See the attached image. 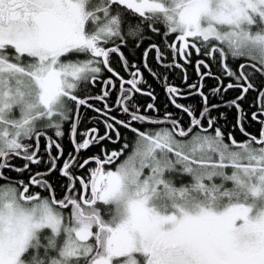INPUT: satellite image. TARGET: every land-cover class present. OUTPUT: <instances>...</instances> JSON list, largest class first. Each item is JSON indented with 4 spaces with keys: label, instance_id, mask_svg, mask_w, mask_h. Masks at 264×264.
I'll return each instance as SVG.
<instances>
[{
    "label": "snow or ice",
    "instance_id": "obj_1",
    "mask_svg": "<svg viewBox=\"0 0 264 264\" xmlns=\"http://www.w3.org/2000/svg\"><path fill=\"white\" fill-rule=\"evenodd\" d=\"M177 67L184 89L156 71ZM144 71L176 113L139 104L156 100ZM261 78L264 0H0V264H264ZM229 90L240 93L224 104L237 110L231 128L209 100ZM250 91L258 134L240 103ZM194 95L199 108L177 102ZM88 110L103 134L78 133Z\"/></svg>",
    "mask_w": 264,
    "mask_h": 264
},
{
    "label": "trees",
    "instance_id": "obj_2",
    "mask_svg": "<svg viewBox=\"0 0 264 264\" xmlns=\"http://www.w3.org/2000/svg\"><path fill=\"white\" fill-rule=\"evenodd\" d=\"M128 56V59L131 63L139 65L141 63V56H142V49L141 50H132L131 48H129L126 53ZM151 53L149 55V63H151ZM193 59L195 61V53L193 54ZM113 66L116 68L117 71L120 72L121 75H123L124 77L127 78H131V72L127 69V68H121L119 62L114 58L113 59ZM216 67L212 68L213 72H216ZM158 75L159 74H163L164 76H166L168 78V85L169 83H177L179 84L181 82V79L184 76V72L185 69H181V68H172L168 71H165L163 68H159L156 70ZM186 72H187V77H188V81H190L191 83H197L198 82V74L197 71L195 69L194 66L192 65H186ZM105 76H107L108 74L105 73ZM144 78L147 81V88L145 89V91H152L154 93V95L156 96V100L153 101L150 97L146 96V95H141L138 97L139 100V104L140 105H147L148 103H152L154 102L158 108L160 109V112H164L165 109H167V111H170L171 109H169V107H167L168 104V97L165 94V86L163 84V81L161 79L158 78H154L153 76L149 75V73L147 71L143 72ZM228 81L225 79V83H227ZM204 90L207 93L210 92L211 88L215 86L216 81L214 79H205L204 80ZM257 83H264V78H261L259 80H257ZM101 91V87L100 85H96L94 87L91 88V92L92 94H97ZM240 93L234 90H229L227 93H224L221 97L216 96L213 97L211 95H209V100L211 103H216V104H222L225 103L227 101H230L231 99H235ZM196 99H194V101L192 102L194 108H199L200 104H201V98L199 96L195 97ZM257 98V93L254 91H250L245 99L243 101H241V107L247 111L249 113V117H250V113L251 111L254 109V107H250L249 109L247 108L246 105L252 106L255 104ZM247 109V110H246ZM149 112H151L152 110H148ZM236 109L235 108H230V107H225V106H221L218 111H214V115H219L220 112L224 113V116L226 117V126L231 128V125L235 123V118H236ZM90 112L91 110L85 111L83 112L84 115V120L81 122V124L79 125L78 128V133L79 131H83L85 130L87 127L91 126L92 122L95 121V117L91 115L90 117ZM251 121V119H250ZM255 123V122H254ZM252 124V123H251ZM258 128L260 125H258ZM247 127V131L249 133L252 134H257L256 132L258 130L249 128L248 125H246ZM235 134V133H234ZM127 136L130 138L131 134H127ZM239 139H243V136H238ZM63 143L62 146L64 148L65 151V155H67L69 152L72 151V144L69 142L67 137L61 138ZM77 139H79V135L77 137ZM108 147L111 148L113 147L111 144H108ZM99 152V147H93L91 148L89 151L81 153L80 155L83 157L85 155L83 154H87L86 156L92 155L93 153ZM85 156V157H86ZM18 164H22V160H18L17 161ZM33 171L35 172L38 169H46V165L42 162L40 165H32L31 166ZM13 176L16 175V173H12ZM25 175H27L25 173ZM51 182L53 183V185H58L60 183H63V178L60 177L59 172H54L51 177H50ZM57 194L60 195L59 190L57 191Z\"/></svg>",
    "mask_w": 264,
    "mask_h": 264
},
{
    "label": "flooded vegetation",
    "instance_id": "obj_3",
    "mask_svg": "<svg viewBox=\"0 0 264 264\" xmlns=\"http://www.w3.org/2000/svg\"><path fill=\"white\" fill-rule=\"evenodd\" d=\"M123 76V75H122ZM125 79H129V78H127V77H124ZM117 79H119V77H117ZM187 83L188 84H192L190 81H188V79H187ZM169 85H173V86H177V87H179V88H181V89H184L185 88V83H184V79L182 78L181 79V82L179 83V84H177V83H169ZM101 92V91H100ZM100 92L99 93H97V94H100ZM238 92V91H237ZM95 95V94H94ZM196 96L194 95V96H189L187 99H179L177 102L178 103H181V104H185V105H190V106H193V104H192V102L194 101V99H196L195 98ZM117 99V94L115 93V90H113V95H111L109 98H108V102L111 104V102L113 101V100H116ZM232 100V99H231ZM168 102V101H167ZM104 101H98V102H95V107H97V108H100V107H103L104 106ZM151 103V102H150ZM153 103V102H152ZM247 106V108L249 109L250 107H252V106H249V105H246ZM158 107V106H157ZM167 107H169V109H171L170 111H168V112H172V113H176V109L171 105V104H167ZM107 110V109H106ZM111 110V112H112V114H114V115H117V117L118 118H123V116L125 115V114H123L122 112H116L115 111V107H113L112 109H110ZM247 110V109H246ZM255 110V108L252 110V111H254ZM248 111V110H247ZM251 111V112H252ZM165 112V111H164ZM164 112H159V113H155V115L158 117V118H160V119H163V113ZM251 114V113H250ZM91 115L92 116H94L96 119H95V121H93L92 122V124H91V126H89V127H87L86 129H89V128H91V127H97L99 130H100V132H101V134H103V132H104V125H103V123L101 122V123H97V120L98 119H100V120H102V117L100 116V114H97V113H95L94 111H92L91 110V112H90V117H91ZM182 119H187V117H183L182 116ZM252 123V124H251ZM257 124L258 125H260L259 123H257V122H253V121H250V117H249V121H248V126H249V128H252V129H255V130H258L256 133L258 134V132H259V130H260V128H261V125L259 126V128H258V126H257ZM85 129V130H86ZM110 144V143H109ZM43 147H44V145H43V142L41 143V151H43ZM55 153H56V150L53 148V151H52V154L53 155H55ZM82 153H84V152H82ZM83 155H87V154H83ZM85 156H83V157H85ZM87 157V156H86ZM123 158V157H122ZM45 159H47V154H45ZM22 163H23V161H22ZM43 170H45V169H43V168H41V169H38V170H36V171H43Z\"/></svg>",
    "mask_w": 264,
    "mask_h": 264
},
{
    "label": "rangeland",
    "instance_id": "obj_4",
    "mask_svg": "<svg viewBox=\"0 0 264 264\" xmlns=\"http://www.w3.org/2000/svg\"><path fill=\"white\" fill-rule=\"evenodd\" d=\"M227 102H228V101H227ZM225 103H226V102H225ZM225 103H222L223 105H222V104H219V105L224 106Z\"/></svg>",
    "mask_w": 264,
    "mask_h": 264
},
{
    "label": "bare ground",
    "instance_id": "obj_5",
    "mask_svg": "<svg viewBox=\"0 0 264 264\" xmlns=\"http://www.w3.org/2000/svg\"><path fill=\"white\" fill-rule=\"evenodd\" d=\"M223 105V104H222Z\"/></svg>",
    "mask_w": 264,
    "mask_h": 264
}]
</instances>
